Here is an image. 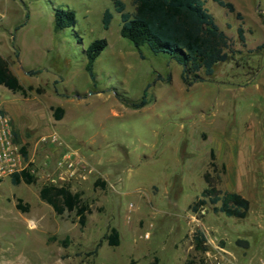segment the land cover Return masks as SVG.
Listing matches in <instances>:
<instances>
[{
  "label": "rangeland",
  "instance_id": "obj_1",
  "mask_svg": "<svg viewBox=\"0 0 264 264\" xmlns=\"http://www.w3.org/2000/svg\"><path fill=\"white\" fill-rule=\"evenodd\" d=\"M121 1L131 14L130 0ZM204 1L233 55L187 86L168 55L120 37L110 0H0V57L32 88L23 97L0 87V112L33 176L31 185L0 181V264H264V0H226L233 14ZM55 10L72 11L75 26L54 31ZM99 39L107 46L92 80L85 50ZM145 89V106L132 109ZM205 173L221 192L249 200L245 219L209 203L191 212ZM45 184L80 194L90 209L84 226L75 212L58 216L39 199ZM111 229L115 247L107 243ZM196 230L205 236L203 253L194 250Z\"/></svg>",
  "mask_w": 264,
  "mask_h": 264
},
{
  "label": "trees",
  "instance_id": "obj_2",
  "mask_svg": "<svg viewBox=\"0 0 264 264\" xmlns=\"http://www.w3.org/2000/svg\"><path fill=\"white\" fill-rule=\"evenodd\" d=\"M114 11L120 17L119 35L127 40L139 51L146 47L153 55L166 54L171 60L182 68L181 77L185 85L190 86L202 81L199 73L210 77L214 68L221 63L228 61L233 51L230 50V42L224 32L216 25L211 14L204 7V0H130L133 6L131 14L125 12V5L121 0H110ZM229 13H235L233 4L226 0H212ZM241 19L240 14H236ZM112 20V14L105 10L102 14V27L108 30ZM76 24L72 11L55 10L53 29L61 31L66 28H73ZM237 36L240 43H244L243 30L237 29ZM107 43L104 39L94 40L85 50V71L93 80V65L96 58L105 49ZM140 59H143L141 52ZM0 87H4L12 93H18L27 97L32 88H24L17 77L9 70L8 63L0 57ZM38 91V90H37ZM146 104V89L139 103L132 104V109H140ZM63 110L56 108L55 119L60 120ZM14 142L18 144L13 132ZM20 151L27 159L26 150L20 146ZM210 167L216 169L214 155L210 153ZM13 185L23 183L31 185L33 176L23 170L13 173L10 176ZM204 181L206 187L200 194V198L193 203L190 210L196 214L203 209L207 203L214 206L213 212L221 213L225 217L243 220L247 217L250 209V202L236 192H221L214 184L213 178L205 173ZM98 182L95 183L97 185ZM39 199L48 205L53 212L60 216L65 212H75L78 224L82 227L85 224L86 215L90 212L88 206L82 204L79 193H72L65 186L45 184L39 190ZM219 204V207L216 205ZM17 208L26 211L18 200ZM194 250L197 253L205 251V236L196 230L193 234ZM107 243L110 246H117V232L111 229L107 236ZM129 264H134L130 262ZM186 264H202L195 259H190Z\"/></svg>",
  "mask_w": 264,
  "mask_h": 264
},
{
  "label": "built area",
  "instance_id": "obj_3",
  "mask_svg": "<svg viewBox=\"0 0 264 264\" xmlns=\"http://www.w3.org/2000/svg\"><path fill=\"white\" fill-rule=\"evenodd\" d=\"M49 140L52 143L58 141L55 135H52ZM63 162L66 166L64 174L71 176L74 164L69 159ZM23 170H27L26 160L20 151V146L14 142L10 119L0 112V181ZM216 264L222 263L217 262Z\"/></svg>",
  "mask_w": 264,
  "mask_h": 264
},
{
  "label": "bare ground",
  "instance_id": "obj_4",
  "mask_svg": "<svg viewBox=\"0 0 264 264\" xmlns=\"http://www.w3.org/2000/svg\"><path fill=\"white\" fill-rule=\"evenodd\" d=\"M31 226H32V224H31Z\"/></svg>",
  "mask_w": 264,
  "mask_h": 264
}]
</instances>
